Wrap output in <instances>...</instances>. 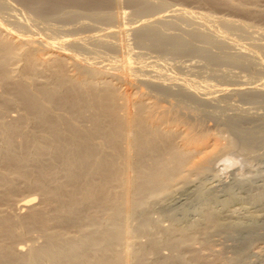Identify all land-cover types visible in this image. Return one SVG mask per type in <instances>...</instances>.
<instances>
[{"label": "bare ground", "instance_id": "1", "mask_svg": "<svg viewBox=\"0 0 264 264\" xmlns=\"http://www.w3.org/2000/svg\"><path fill=\"white\" fill-rule=\"evenodd\" d=\"M20 1L29 4L32 9H34L39 13H53V12L55 13L64 4L66 3L68 4L70 2L75 3V1L76 3L81 1L83 4L87 6H94L98 4L101 5L103 3H107L108 1L110 2V0H20ZM129 2L133 5L134 11L139 15H151V13L156 11L158 7L165 5L163 1H156V0L155 1L129 0ZM8 5H9L8 0H0V10L7 7ZM10 6H11L10 8L11 11L7 12L8 14L7 19H4L5 16L3 17L0 11V84L2 82H7L8 80H15L13 78H18V80H15V82L13 83L12 95L5 94L4 93L5 91L2 93V91L0 90V98L3 99L4 102L3 104L6 103L5 106L0 104V131H1L0 135L2 136V143L5 140L4 146H6L7 149L4 152L0 151V161L2 160V158L7 159L9 161L7 160L6 161L10 162L8 166L10 167V169H14L15 172L20 171L22 168L20 167L21 166L20 162L22 160V157L19 158L18 154H16L15 152L17 148L15 147V144H17V142L16 143L14 142L17 140L16 138L18 136L15 138L16 140L13 141L12 139L14 137L13 134H15L18 131L24 134H28L30 136V138H28L30 140L28 141L32 143V147H33V149L31 148L30 149L33 151L36 150L39 153L45 148L44 145L46 144V142L45 144H43L44 143L43 141H47L48 137L53 136L56 139L62 138L63 130L61 131V129L59 128V124L57 122L58 118H60V120L62 119L63 121L66 122V124L64 123L65 125H69L71 127L70 131L64 130L65 132H69V134L66 133L67 134L66 136L70 134L72 135L74 133L75 135H77V138L75 139H79L78 136L80 137V139L81 138L83 139V140L82 139L78 140L79 144L81 145L80 146L81 149L79 148L81 150L80 151L81 153L79 151L78 152L81 154L80 159H82V161L80 159L79 161H81L82 163L84 162L87 165L92 158L95 159L94 163L95 164L97 163L98 166L96 167H99L97 169L101 170L98 171L96 169V172H102V180L98 179L100 182H98L97 180V183H94L95 182L94 178L93 181L91 179L92 173L91 174L88 173V175L90 174L89 177L91 181L88 182L87 180L90 179L86 178L87 180L84 179L85 186L80 185L79 184L80 178L77 175L80 173V170H82L81 168L83 167L81 165L83 164L79 162H77L78 164L74 163L75 161L71 160L70 158H67L68 155L67 157L65 156L67 158L66 160L67 163L65 162L67 166L66 165L64 167L62 166L64 169L65 167H67V169H65L66 171L61 170L63 168L57 169L59 167L58 163H57L58 167L56 168L57 170H54L57 172H59L60 170L63 173L66 172L65 181H63L64 179L62 180L65 183H60L61 185L58 183L59 186H55V188H50L49 186L51 185L48 186V184H50L49 181H51L52 176L51 177L49 176V166L45 167V164H43L44 165L43 166L40 163L43 166V168L40 165L41 172L38 173L37 171L38 175H35L37 179L35 178L34 175L31 176V174H27V173L24 174L31 177L32 180L33 178H35V180H33V182L35 181V185L37 184L38 186H42V188L43 187L50 188V193L52 194L51 197L55 198L56 201L58 202V206L55 209H57L59 213L65 212L66 215H68L74 222L75 228H77L75 223H80L83 219L87 218V216L86 218H83L82 208L84 206L86 207L89 205L90 206L94 205L96 207L95 209H97L99 212L101 211L102 214L99 213L101 214V216L98 217L97 213L95 212L96 210L92 209L95 212L93 215L95 214L96 215L94 218L92 216L91 219L89 217L87 219L92 220L93 224H97L103 230L110 231V234L109 236L108 235L104 236L105 234L103 235V231L98 232L94 229L88 233L83 232L82 235H77V233L75 234L74 232H73L74 234L67 235L64 234L65 232H62L63 230L62 231L60 230L62 233L59 232L55 233V231L48 232L47 228L50 224L48 223V220L50 218L46 219L48 218L46 217V215L47 213L48 215L50 213L52 214V212H46L49 210L48 208H47L48 210L45 208L46 211L44 209L35 208L36 210L32 209V211L28 213L29 214L28 222L29 224L35 222L42 229L45 230L44 231L45 234L43 235L44 237L43 243H39V245H37L38 243L36 244V242L35 243L31 242V244H27L29 242L28 241L26 242V246L24 245L23 251L19 249L18 251L20 252L17 254L16 251L15 253L12 250L6 251L7 249H4L5 246L2 248L1 245L0 264H157L158 262H160L159 264H220L219 260L212 256L215 253V248H214V243L209 238V234L211 236L213 230L224 231L232 235L238 232L239 234L241 233L244 234L242 240L240 242L237 241L239 243L236 244V247H234L235 255L229 256L227 258L224 257L225 259L220 261L221 264H249L248 261L250 259L247 258H250L251 255L255 253H257L258 255L259 251L261 250L260 246L263 245V244H260V246L251 245L249 244V239H247L251 235L253 237L256 233L255 231L258 223L256 222L257 216L255 217L250 215L251 216V218H249L250 221L243 223H240L236 220L226 221L222 219V216H220V214L217 213L215 208L213 209L210 207V205L207 204L200 211V219L197 221H193V222H189L188 224L181 225V222L173 219L172 226L168 227L166 229V232H163V234L164 233L165 234L164 235L162 234L163 236L161 238L154 237V234H152V236H150L151 238L146 243L144 244L142 243L141 245L139 243L137 248L133 246L132 242L130 241V237L132 236L133 231H132V227L129 226L128 221H130L133 216H136L135 213L138 212L139 210L140 211L142 210L140 213L141 215L147 214L146 210L148 208L144 209L143 206L145 204V200H144L145 196H148V194H155V197L156 194L158 195L161 194L162 196V193L169 192L168 190L169 188H171L170 183L175 178H178L181 181L190 180L191 182V176L204 173L205 171L214 167V165H216L219 161H221L222 162L221 164L223 165L245 164L246 161H248L251 155L253 154L255 149L250 148L244 150L243 147L237 148L239 149L238 151L241 150L240 152H236L234 150H230V152H228L229 151L228 149L225 150L223 149V151H219V150L217 151V149H220L218 147L221 141V140L219 141V139L218 140L216 139L217 134L215 135L214 133L213 134L209 133L206 134V137L204 136L202 138L200 136L201 134L199 135L198 133L193 134L189 132L191 131L190 129L193 130L194 127L193 128L191 127L195 125L194 123L198 121L199 118L202 116V111L199 110L194 105L192 106V104L189 102L190 99H194V101L197 100V101L208 102L209 101L208 96L203 95V93L200 94L199 93L200 90H198L196 87L190 88L184 85L181 81H176L175 77L169 76L166 80L164 79V77L163 78L161 77L162 79H164V81H162L160 80L161 79L160 77L159 79L158 76L149 75L146 74L145 72L143 76L138 77L139 74L138 75L136 74L135 69H133L134 67L129 65L131 64L130 60L132 58L130 56L131 55L130 52L127 53L125 51H122L121 42L119 40V38H121L119 37V35L123 31V27L121 26L123 22L122 19L124 16H126V13H128L124 9L117 10L114 12H107L99 16L100 18L109 19L112 20L113 22L118 23L116 24L117 28L110 29L108 35L106 34L103 35L100 33L95 36L80 38L78 41L73 40L74 42L71 43V48H68L67 46L65 47L64 44H63L64 47L60 46L59 48H55L56 43H58L60 37L57 38L53 37L54 40H50L49 38L35 40L32 36L28 35L25 30H23V28L33 25L31 23V20L33 19L26 17V19H28L29 21L28 23H26L22 19L23 17H20L21 15L19 16L18 12L17 13L14 12V9H12L13 8L12 5ZM174 11L177 12L178 15L179 14L182 15L185 13L188 16L187 18L198 24L203 23V21L216 22L219 20L225 25L236 26L242 29L250 28V30L251 28H253V31H255V33L258 30L260 31L258 27L249 25L247 22L244 21H237V20L235 21L225 17L213 16L209 13H203V14L197 13L196 15H194V12H190L183 8H176ZM168 18L169 16L152 17L147 19L144 22V24H142L140 27L139 26L136 28L133 27L135 30L134 32L137 42L142 45H147V46L150 45L151 47H156L161 49L168 48L179 53H189V54L199 53L204 57L211 59L212 61L218 60L219 58L217 54L215 52L210 51L212 50L211 48L209 49L208 46L200 48L198 47V45L195 44V41L199 40L200 44L201 41L202 42L204 41L207 45L210 46L216 45L220 48L229 49V51L231 52V59L234 60L235 62L244 64L246 61H248L251 58L252 53H249L250 50L248 51L242 46L236 47L235 46L236 44H234L235 43L234 39L229 37L228 35L229 33L228 34L220 33L221 34L220 37L217 38V37H211L208 34V32L207 33L204 32L205 30L203 31V29L197 28L198 30L190 29L191 31H188L189 38H184L179 34H172L170 32L168 33L164 27L162 26L159 27L155 25L156 22L158 23L161 22L166 25H174L175 20L173 21L170 20L171 18L169 19ZM11 24H13L16 27L14 32L10 31V29L13 30V28H11ZM111 28H113V26ZM261 32L263 31H260L258 33ZM242 36H244L243 33ZM253 42H255V44L258 43L256 41V38L255 40H253ZM97 45L111 48L115 53H117L118 51L120 54L121 52L120 55L117 53L118 56L116 55L113 56L114 59L112 60H114L116 64L111 65L112 67L100 66L98 64H95L94 62L96 61H93V59L89 60L86 58V56L83 57L79 53L80 50L79 52L76 51L77 49H88L90 51L95 52L93 46H97ZM153 63L154 61H152V64ZM13 65H15V67ZM46 69L50 71V76L48 77L46 82L42 83V80L38 81L35 76H37L38 73H41L43 72V70ZM142 73L143 71L141 72V74ZM239 76L241 77V75ZM241 78L243 81L244 76ZM210 83L211 82H209L208 85L211 86ZM174 85L176 86L175 88H173ZM243 86L244 85H242V87ZM2 87L0 86V88ZM229 87H224L222 92L224 91L226 94L230 93L232 94V96L233 93L238 94L237 92L239 93L241 92L242 94H244L245 91L244 87L242 89H240V87L238 86L235 87L232 86L231 88ZM246 95L250 98H255L259 96L264 97V89L258 90L256 92H249L246 93ZM42 98H44V101L46 100L50 105L54 104L56 106L57 103L58 104L60 103V106L64 109L65 112L68 111L70 115L74 116V117L72 116L73 119L75 118L76 119L75 121L78 122H75L74 120L73 121L78 125L73 123L72 117H70L67 113H64V111L60 112L59 109H58L59 111L56 109L58 112L53 110V112L50 111L52 113H49L48 106L50 105L48 103L42 104V102L40 101L42 100ZM16 99H18L19 101L21 100V103L23 102V105L25 104L24 106L28 110V113L30 114L28 113L27 115L19 114L20 116L18 115V117L16 116V118H13V120H11V122L13 121L12 123L10 121L7 122L5 119H3L5 117V116L3 117V115L6 111L5 107L9 103L11 102L13 103L14 100L16 101ZM186 99H189L187 101L190 104L187 103ZM50 107L49 109L52 110V105ZM242 111L247 112L248 114L255 113V115L256 113H258L257 108L252 106L243 107ZM202 117H204V115ZM230 117H231L230 120H228L229 122L228 125L230 127L227 125V123L226 125L232 130V132H234V136L236 133L238 136L240 135L239 132L241 131V129L244 130V128H240L241 124L243 123L241 122L240 124V118L239 116H237V114L232 116L230 115ZM79 120H87V122L89 123L86 122L85 125L86 126L88 125L89 128H91L93 132H95L94 134H98L100 137H102V139L106 141L108 148L110 147L112 150L107 149L109 150L107 151L105 149V146L107 145H104L103 147L104 141L102 142L101 138L100 139L98 138L99 141L101 140V144L98 140L97 141L93 140L94 143H90V141L88 142L85 136H83L82 134L83 132H81L84 129V125L83 128H81L82 125L80 126ZM262 121H264V119H262ZM71 123H73V125ZM198 123L200 122H197V124ZM185 124L187 126H185ZM32 125H35L34 127L41 126L42 128L43 127H45V129L47 128L48 131L47 129L45 131H47L50 135H48L47 132H46L47 134H45V132L44 133L39 131H38L39 133L36 132V130L39 128L35 130L32 127ZM199 125L195 127L198 129V127H200ZM260 126L262 125L260 124ZM1 128L3 130H1ZM63 128L65 129L64 125L62 129ZM247 129L249 130V128ZM248 130L246 131L244 130V131L247 132ZM250 130L248 133L252 135L253 134L252 131H254V129L251 131L252 134L250 133ZM42 131L44 130L42 129ZM86 131L87 129H84L85 134ZM87 133H89V131ZM177 134H180V136L183 138L180 139L179 142L177 141L179 144L174 141V137ZM254 134H256V131ZM203 135L204 134H202V136ZM247 135H245V133L242 134V136H245L244 138H246ZM258 135L259 137L262 136L260 134H256V136ZM66 136H64V138H66ZM237 136H235L234 138L237 139ZM254 136L255 135H252L251 138L256 137ZM69 137L71 138V136ZM72 137H74V135H72ZM251 138L249 137L248 140L250 141ZM72 139L73 138H71V140ZM236 139H233V141ZM256 139L257 138H255V140ZM20 140L17 141L21 144L22 141L20 142ZM181 140L182 142L180 143ZM240 140L241 139L239 140L237 139V142H239ZM244 140L242 139L241 141ZM52 141L49 142H51L52 144L53 143ZM59 142L61 144V141ZM63 142H65V140ZM75 142L74 145L76 146ZM95 142L96 143L99 142V143L96 144ZM58 143L55 144L53 143L51 145L50 151H51V155L52 152L54 153L52 155L53 158L55 155L57 157L58 155H62L63 154L62 151L64 152V150L60 147L63 143L61 145H59ZM27 144L25 145L28 146ZM231 144H233V142ZM235 144H237L236 141ZM74 145L72 144V146L71 145L70 146L73 147ZM245 145L247 147V144ZM257 146H259V144ZM78 147H76V149ZM98 148L101 149L99 150L100 155L97 153ZM233 148L234 147H231V149ZM44 150L43 152H45ZM149 152H154L155 157L152 160H150V162L147 163V154ZM32 154L33 152L31 151L30 156ZM71 154L73 155V153ZM224 154H228V156L226 157ZM243 154L245 156L242 157ZM52 156L50 157L52 158ZM73 156L76 158L75 155ZM152 156H154V154ZM61 157H63V155L60 156V158ZM54 159L57 160L56 158ZM63 162L62 164H64ZM93 166L92 168L94 169ZM93 169H91L92 172H95L93 171ZM22 171L27 172L25 170ZM81 173L83 174L84 172ZM57 176H59V174ZM80 176L83 177L82 175ZM23 177L26 176L24 175ZM99 177L101 178L100 175L95 178H99ZM6 178L7 176H5V174L0 171L1 184L4 183ZM59 178L57 179V181L60 180ZM10 179L13 180L14 178H10ZM21 179L23 180V178H20L17 179L16 182L14 180L13 181L17 184V182L19 180L21 181ZM8 180L9 179H7L6 184L8 183ZM12 180L9 182L12 183ZM177 180L175 179L176 182ZM86 181L88 182L87 185H86L87 183ZM175 181L174 183L173 182L172 183L176 184ZM8 184L10 185V183ZM9 185H7L9 187L8 190H10L11 188L10 186H13L12 184L10 186ZM42 190H47V189L43 188ZM146 203H147V199H146ZM225 203H228V201H226ZM89 212L87 213L89 214ZM59 213L57 214L58 216H60ZM3 215L0 216V221L3 222V223L1 222L2 225L0 224L1 226L0 229L2 228L1 232L3 230L4 225H6L9 221H13L10 215H5V214ZM60 217L58 218L60 219ZM64 220L66 219L64 218ZM13 222H15V220ZM52 222L54 221L51 219V223ZM146 222L149 223L148 226H150V222H148L147 220ZM92 223L90 222L89 225H91ZM53 224L54 223H52V227ZM10 226L7 227V229L11 227L14 228V226L11 227ZM50 227L51 226H49V228ZM80 227H82V225ZM140 228L145 229L144 225L143 227L140 226ZM23 232L24 231L20 232L17 229L12 230L11 228V231L8 230L5 231L6 233L5 235L9 236L10 238L17 239L16 237L22 236ZM41 234L43 233L41 232ZM198 238L199 240L200 239L204 240L201 242L200 246L197 245ZM0 243L2 244V242ZM164 246L168 248L176 249V252L178 251V254L174 253V255L176 254L177 256L160 255L161 253L160 250ZM204 250H207L208 252ZM149 253H153V255H155V259H152V257L150 259L149 258L150 256L149 257L147 256V254L150 255ZM18 258L20 261L18 260ZM219 258H221L220 255ZM159 259L161 260L159 261ZM263 260L258 261L259 263L257 261L256 262L258 264H264Z\"/></svg>", "mask_w": 264, "mask_h": 264}, {"label": "rangeland", "instance_id": "2", "mask_svg": "<svg viewBox=\"0 0 264 264\" xmlns=\"http://www.w3.org/2000/svg\"><path fill=\"white\" fill-rule=\"evenodd\" d=\"M156 1H163L165 3V5L158 7L156 9V11L151 13V15H139V14H137L134 11V7L129 2V0H110V2L108 1L107 3H103L101 5L98 4V5H94V6H87V5L83 4L81 1L78 3H76V1H75V3L70 2L68 4L67 3L64 4L55 13L54 12L53 13H39V12L35 11L34 9H32L29 4L23 3L20 0H8L9 5L7 7H5L6 9L3 8L0 11H1L2 16L3 17L5 16L4 19H7V16H8L7 12L11 11L10 5H12V7H13L12 9H14V12H16V13L18 12L19 16L21 15L20 17H23L22 19L26 23L29 22L28 19H26V17L33 19V20H31V23L33 24L32 26H28V27L23 28V30H25L28 35L32 36L35 40L48 39V38L50 40H54V38L60 37V39L58 40V43H56L55 48H59L60 46H63V44L65 47L67 46L68 48H71V43L74 42L73 40L78 41L80 38L91 37V36H95V35L100 34V33L103 35H105V34L108 35L110 29H116L117 28L116 24H118V23L113 22L112 20H109V19L100 18L99 16L101 14H105L107 12H114V11L121 10V9L126 10V12H128V13H126V16L123 17V19H122L123 22L121 24V26L123 27V31L119 35V37H121L122 39L119 38V40L121 42L122 51H125L127 53L130 52V54H131L130 56L132 57L131 58L132 61L130 60V63L132 65L131 64H129V65L134 67L133 69H135L136 74L137 75L139 74L138 77L143 76L144 72L146 74H149V75L158 76V78L164 77L165 80L169 76L175 77L176 81H181L184 85H186L190 88L196 87L198 90H200V92H199L200 94L203 93V95L208 96V98H209L208 102L197 101V100L194 101V99H190L189 102L192 104V106L194 105L199 110H201L202 116L204 115V117L201 116L202 119L200 117L199 120L194 123L195 125L191 124L193 126L192 127L190 126V127L191 128L194 127L193 130L197 129L196 127L199 124H201V125H199L200 127H198L197 130L193 131L189 127V129L191 131H189V130L188 131L190 133H193V134H195V133L196 134L198 133L199 135L201 134L200 136L202 138L204 136L206 137V134H209V133L210 134L214 133L215 135L217 134L216 136L219 138L216 137V139L217 140L219 139V141L221 140L220 141L221 144L218 141V143H219L218 148H220V149H217V151L218 150L223 151V149L224 150L228 149L229 150L228 152H230V150L240 152L241 150L238 151L239 149H237L240 147H243L244 150L250 149V148L255 149L253 154L251 155L250 159L248 161H246L245 164H242V165L241 164H239V165L238 164L223 165V164H221L222 162L219 161L220 162V163L218 162L219 164L217 163L216 165H214V167L205 171L204 173L191 176V182H190V180H182L181 181L180 179L175 178L176 180L177 179L178 180H177V182L175 181V179L173 181H171L170 184L172 186L170 185V187L172 188V190H171V188H169V190H168L169 194L167 192L162 193V196H164L165 198L162 197L161 194H159V195L156 194V197H155V194H148V196H145V199H144L145 204L143 206H144V209L148 208L146 210L147 214L141 215L140 213L142 210L141 211L139 210L140 212L139 211L136 212L135 213L136 216H133L132 219L130 221H128V224H129V226L132 227V231H133V234L130 237V241L132 242L133 246H135L137 248L139 243H140V245L142 243L143 244L146 243L151 238L150 236H152V234H154V237L161 238L165 234V233L163 234V232H166V229L168 227L172 226L173 219L181 222V225H185V224H188L189 222L199 220L200 219V211L207 204V205H210L211 208H213V209L215 208L217 213L220 214V216H222V219L226 220V221L227 220H236L240 223H243V222L250 221V219H249V218H251L250 215L255 216V217L257 216L256 222H258V223H257L256 231H255L256 236L254 235L252 237V235H251L247 239H249V244H251V245L260 246V244H263V245H261L263 248L264 247V237H263L264 236V214H263L264 213V140H263L264 139V136H263L264 135V125H263L264 121H262V119H264L263 118L264 117V97L259 96V97H255V98H250L246 95V93L256 92L258 90L264 89V30H262V29H264V0H156ZM176 8H183V9H186L190 12H194V15H196L197 13L198 14L209 13L213 16L225 17V18L232 19L235 21L236 20L237 21H244V22H247L249 25L258 27L260 29V31H263V32H261L262 34L258 33V32H260L258 30L255 33V31H253V28H251V30H250V28L242 29V28H238L236 26L225 25L219 20L216 22H214V21H212V22L203 21V23L198 24V23L193 22L189 18H187L188 16L185 13L182 15H180V14L178 15V13L174 11ZM156 16L157 17L169 16V18H171L170 20H173V21L175 20L174 25H166V24L161 23V22L160 23L156 22L155 25L159 26V27H161V26L164 27L168 33L170 32L172 34H179L180 36H182L184 38H189L188 31L198 30V29H203V31L205 30L204 32H206V33L208 32V34L211 37H217V38L220 37V35L223 33H225V34L229 33L228 35H229V37L234 39V42H235L234 44H236L235 45L236 47L242 46L245 49H247L248 51L250 50L249 53H252L251 58L248 61H246L247 63L245 62L244 64L235 62L234 60L231 59V52L229 51V49L220 48L216 45L210 46V45H207L204 41L203 42L201 41V44H200L199 40L195 41V44L198 45V47L203 48V47L208 46L209 49L210 48L212 49L210 51L215 52L219 59L216 61H212L211 59H208L199 53H195V54L179 53V52L173 51V50L168 49V48H162L161 49V48L151 47L150 45L147 46V45L139 44L135 38L134 28H136L138 26L140 27L142 24H144V22L147 19L152 18V17H156ZM111 25L113 26V28H111L112 27ZM11 28H13V30L10 29L11 32L12 31L14 32V30L16 29V27L13 24H11ZM242 33L244 36H242ZM66 37H68V38H66ZM251 38H252V40H251ZM255 38H256V41L258 42L256 44H255V42H253V40H255ZM227 39H229V38H227ZM260 42L262 45L260 44ZM93 47L95 49V52L90 51L88 49H77L76 51L79 52V50H80L79 53L83 57L86 56V58L89 60L93 59V61L97 62V63L96 62H94V63L98 64L100 66L112 67L111 65L116 64L115 61L112 59H114L113 56H115V55L118 56V54H119L118 51H117V53H118L117 54L111 48H108L105 46L102 47L101 45H97V46H93ZM120 54H121V52H120ZM134 56H135V58H134ZM103 57L104 58L107 57V58L104 59ZM152 61H154L153 64H152ZM232 61H234V62H232ZM13 66L15 67V65H13ZM140 68H141V70H140ZM142 71H143V73L141 74ZM43 72L38 73V75L36 74L37 76H35L38 81L42 80V83L46 82L48 77L50 76L49 70L46 69V70H43ZM45 72H46V74H45ZM227 73H229V74H227ZM232 74H234V75H232ZM239 75H241V77L244 76L243 81ZM230 76H232V77H230ZM162 78L160 80L164 81V79H162ZM246 78H247V80H246ZM13 79L18 80V78H13ZM15 80H8L7 82H2L3 84L2 83L0 84L1 87L3 86L2 88H0L2 93L5 91L4 92L5 94L12 95V92H13L12 88H13V83L15 82ZM209 82H211L210 83L211 86L208 85ZM242 85H244L243 87L245 89V91L243 89L244 94H242L241 92L240 93L237 92L238 94L233 93V96H232V94H230V93L226 94L224 91L222 92L224 87L230 86L229 88H231L232 86L233 87L238 86V87H240V89H242L243 88ZM175 87L176 86L174 85L173 88H175ZM202 90H203V92H202ZM234 94H235V96H234ZM174 97H176V96H174ZM187 100H189V99H186V101ZM40 101L42 102V104L48 103L46 100H45L46 102L44 101V98H42V100H40ZM189 102L187 101V103H189ZM3 103H4L3 99L0 98V104L5 106L6 103L5 104H3ZM7 103H9V102H7ZM24 105H23V102L21 103V100L19 101L18 99H16V101L14 100L13 103L12 102L9 103L5 107L6 111L3 115V117L5 116L3 119H5L7 122L8 121L11 122V120H13V118H16V116L18 117L19 114H21V115L26 114L27 115L28 110L25 108ZM51 105H52V110H50ZM51 105L48 106L49 113H52L53 110H55L56 112H58L59 110H60V112L64 111V109L60 106V103L59 104L57 103L56 106L54 104H51ZM226 105H228V106H226ZM246 106H252V107L257 108V112H258V113H256L257 116L255 115V113H253V114L249 113L248 114L247 112L242 111V108L246 107ZM49 107H50V109H49ZM53 108H55V109H53ZM56 109L57 110L59 109V110L57 111ZM14 111H16V112H14ZM50 111H52V112H50ZM35 112H34V114H35ZM64 113H67L70 117L73 116V115H70L68 111H66V112L64 111ZM203 113H205V114H203ZM28 114H30V113H28ZM235 114H237V116H239L240 124H241V122L243 123V124H241V126H244V127L240 126V128H244L245 131L248 130L247 128H249V130L251 129L250 133L252 134V132H253L252 135L256 136V134H260L262 136L261 137H259V135L256 137L254 136L255 138H257L255 140V138H253V137L251 138L252 135H250L248 133L249 130L247 132H245L243 129H241L240 132H242V133L239 132L240 135L237 136V133L235 132L236 133L235 136H237L238 140L239 139H241V140L245 139V140L244 141L240 140L241 142L240 141L237 142V139L234 138L235 137L234 132H232V130L229 128L230 126L228 125L229 124L228 120H230V118H231L230 115L232 116ZM73 117H72V121L73 120L75 121L76 119L75 118L73 119ZM203 118H204V120H203ZM61 120H60V118H58L57 122L59 124V128L61 129V131L63 130L62 131L63 135L65 133L64 136H66L67 135L66 133L69 134V132H65L64 130L70 131L71 127L69 125H65L66 122L63 120L61 121ZM74 121H73V123L78 122V121H75V122ZM79 122H80V126L82 125L81 128H83V125H84V129H87V131H86L87 135L84 133V129L81 132H83L82 134H83V136H85V138L88 140V142L90 141V143H94L95 140L99 141L100 138L102 139V137H100L98 134H94L95 132H93V130L91 128H89L88 125L87 126L85 125L87 120H79ZM82 122H83V124H82ZM197 122H200V123L197 124ZM73 123H71V124L73 125ZM87 123H89V122H87ZM226 123L229 127L226 125ZM75 124H77V123H75ZM260 124L263 127L260 126ZM63 125H64L65 129L64 128L62 129ZM245 125H246V127H245ZM34 126L35 125H32V127L35 130L37 128H39L36 130V132L39 131V132H43V133L45 132V134L48 133L47 128H46L47 131H45L46 130L45 127L42 128L41 126L40 127H34ZM185 126H187V125L185 124ZM250 126H251V128H250ZM66 127H69V128H66ZM41 128L44 131H42ZM253 129H254V131H252ZM255 129H258V130H255ZM1 130H3V129L1 128ZM88 131L90 134L87 133ZM255 131H256V134H254ZM243 132L245 133V135H247V134H249V135H247L246 138H244L245 136H242V134H244ZM0 133H1V131H0ZM21 133L22 132H20V131L16 132L15 134H13L14 137L12 138L13 141H15L16 139L19 141L21 139L20 142L21 141L23 142V143L21 142V144L17 140L14 142V143L17 142V144H15V147H17L16 151H15L16 154H18L19 158L22 157V160L20 162V165H21L20 167H22L21 170L15 172L14 169H10V167H8L10 162H7V161H9L7 159L2 158V160L0 161V171L3 172L5 174V176H7L4 183L3 184L0 183V216H2L3 214L10 215L12 217L13 221L15 220V222H16L18 220L16 223L13 221H9L8 222L9 224L7 223L8 225L7 224L4 225V227H3L4 231L2 230V232H1L2 228L0 229V236L3 237V238L0 237V239H1L0 242H2V244L0 243V246L2 245L1 246L2 248L5 246L4 249H7L6 251L12 250V251H14V253L16 251V254H17L20 252V251H18L19 249L21 251H23L24 245L26 246V242H28V241L29 242L27 244H31V242H34V243L36 242V244L38 243L37 245H39V243H43V241H44L43 235L45 234V232H44L45 230L42 229L39 225H37L35 222L31 223V224H29V222H28V219H29L28 213H30L32 211V209L36 210L38 208L44 209L45 211L48 208L49 210L47 209L48 211H46V212H52V214L50 213L49 215L47 213L46 217H48V218L45 217L46 219L50 218L48 220V223H50L49 226L52 227V223H54L53 224L54 228L53 227L49 228V226H48V228H47L48 232L55 231V233L65 232L64 234H67V235L68 234L71 235L74 233L75 234L77 233V235H82L83 232L88 233L94 229L98 232L103 231V235L105 234L104 236H107V235L109 236L110 231L103 230L97 224H93L92 220H90L92 216H93V218L95 217L96 214L93 215L95 212L97 213L98 217L101 216V214H102L101 211L99 212L97 209H95L96 207L94 205L93 206L89 205L86 207L84 206L82 208L83 218H86V216H87V218L89 217L90 219L88 220L86 218V219H83L84 221L82 220L83 222L81 221L80 223H75V225L77 226V228H75L74 222L72 221V219L68 215H66L65 212L59 213V211H57V209H55L58 206V202L56 201L55 198L51 197L52 194L50 193V188H55V186H59L60 183H65L63 181H65V173L66 172L63 173L61 170L66 171L65 169H67V167H65V169L63 167L67 163V161H66L67 158H70L71 160L75 161L74 163H77V162L82 163L81 162L82 159H80V157H81L80 146L81 145L79 144V141H78V140H81L82 138L80 139V137L78 136L79 139H75V138H77V135H75L74 133L72 134V135H74V137H72L71 134L66 136V138L68 140L66 138H64L63 135L61 138L62 140L56 139L53 136L48 137V140H47L48 142L43 141L44 142L43 144H45V142H46V144L44 146H45V148H48V149L44 148L45 150L44 149L43 150L45 152H43V150H42L41 152L38 153V151H36V150H34V151L31 150V149H33L32 143H30V141H28V140H30V139H28V138H30V136L28 134H24V133L21 134ZM88 134H89V136H92V137H89ZM202 134H204V135L202 136ZM48 135H50V134L48 133ZM177 135L180 136V134H177ZM177 135L174 137V141L176 143H178L180 139H183L181 136L178 137ZM199 135H197V136H199ZM69 136H71V138H73V139L71 140V138ZM248 136L251 138L250 141L248 140L249 139ZM232 137H233V139H236V140L233 141ZM89 138L90 139L93 138V139L90 140ZM74 139L76 140V142ZM64 140H65V142H63ZM73 140H74L76 146L74 145ZM251 140L255 141V142H252ZM49 141H52L54 144L58 143L59 141H61V144L63 143L62 145L60 144V142L58 144L61 145L60 147L64 150V152L62 151V153H63L62 155H63L64 159H63V157L60 158V156H62V155H58V157L55 155L54 158H56L57 160H55L53 158L52 155L54 153L52 152V155H51V151H50L51 145L53 143L51 144V142H49ZM235 141L237 144H235ZM256 141L259 144V146H257L258 144L256 143ZM26 142L29 144H27ZM99 142L101 144V140ZM99 142H97V143H99ZM102 142H103V147H104V145H107L106 141L104 139H102ZM181 142H182V140L180 141V143ZM230 142L231 143L233 142V144H231ZM262 142H263V144H262ZM0 143H1L0 144V151L1 152L6 151L7 150L6 146H4L5 140L2 143V136L1 135H0ZM25 144H27L28 146H26ZM67 144H70L71 146L73 144L74 146L71 147L70 145H67ZM225 144L228 146H226ZM245 144H247V147ZM254 144H255V146H254ZM68 147H69V149H68ZM76 147H78V148L76 149ZM225 147H228V148H225ZM231 147H234V148L231 149ZM1 148H2V150H1ZM28 148H29V150H28ZM72 148H73V150H72ZM74 148L77 152L74 150ZM102 149H104V148H102ZM105 149L106 150L107 149L112 150L110 147L108 148V145L105 146ZM30 150L33 152V154L31 155L33 158L30 156V154H31ZM99 150H101V149H99V148L97 149L98 154L100 152ZM109 150H107V151H109ZM104 152H105V150H104ZM236 152H235V154H236ZM71 153H73V155H75L76 158ZM78 153H79V155H78ZM97 153H96V155H97ZM153 154H154V156H152ZM67 155H68V157H67ZM150 155H151V158H150ZM224 155L226 157L228 156V154H224ZM48 156L49 157L52 156V158L51 157L49 158ZM243 156H245V155L243 154L242 157ZM42 157L44 158V160ZM154 157H155V153L149 152L147 154V163L150 162V160H152ZM62 159L64 160V162ZM79 159L81 161H79ZM23 160H24V162H23ZM26 161H28L29 163ZM61 161L64 164H62ZM35 162H36V164H35ZM55 162H56V164H55ZM94 162H95V159H93V158L90 160V162L87 165L83 162L82 164L84 166L83 165H81V166L86 170H84L80 166V168L82 170H80V173L77 175L80 178L79 179L80 185L85 186V183H84L85 180L84 179H86V178L90 179L89 176L91 173H92L91 179L93 181V178H94V181H95L94 183H97L98 179L102 180V172H96V169L99 167H96V166H98V164L97 163L95 164ZM21 163H23V164H21ZM40 163L42 165L45 164V167L49 166V176L50 177L52 176L51 181H49L50 184H48V186L51 185V186H49L50 188L43 187L44 189L46 188L47 190H42L43 189L42 186H38L37 184L35 185V181L33 182V180H35V178H36L35 175H38V173L41 172V167L43 168V166H44V165L42 166ZM57 163L59 164V167H58ZM35 165H37V166H35ZM40 165H41V167H40ZM92 166L94 167V169L92 168ZM32 168H33V170H32ZM34 168H36V169H34ZM56 168L57 169L63 168L60 170L61 174H60L59 170H58L59 172L54 171V170H57ZM90 168L93 169V171H95V172H92V170ZM22 170H25L27 172H23ZM32 171H34V172H32ZM37 171H38V173H37ZM98 171H101V170H98ZM22 172H23V174H22ZM54 172H56V173H54ZM81 172H84V173L82 174ZM6 173H8V174H6ZM16 173H17V175H16ZM24 173L31 174V176L34 175L35 178H33V180H32L31 177L27 176ZM57 173L59 174V176H57L58 175ZM88 173H90V174L88 175ZM20 174H22V175H20ZM24 175L26 177H28L29 179L26 177H23ZM80 175H82L83 177H81ZM97 175L98 176L100 175L101 178L100 177L95 178V177H98ZM18 176L20 178H23V180L21 179L22 182L19 180L16 184L15 183L16 180L20 179ZM56 176L58 178L60 177L59 178L60 180H58L59 182L57 181L58 178ZM10 178H14L13 180L15 182ZM7 179H9L8 183H10V185L12 184L13 186H10L8 183L6 184ZM91 179L90 180L86 179V180L89 182V181H91ZM11 180H12V183L9 182ZM28 180H29V183H28ZM99 180H98V182H100ZM174 181L176 182V184H173ZM179 181H180V183H179ZM88 182L86 183V185L88 184ZM7 185H9L11 187L10 188V190L12 189L11 191L8 190L9 187ZM36 186H37V188H36ZM12 187H15V188H12ZM49 198H51V199H49ZM156 198H158V199H156ZM160 198L163 200H161ZM146 199H147V203H146ZM148 199H149V201H148ZM154 199H156V200H154ZM226 201H228V203H225ZM146 204H148V205H146ZM92 209L96 210V211L94 212ZM89 211H91V212H89ZM219 211H220V213H219ZM87 212H89V214L91 213L92 215L91 214L89 215ZM58 213L60 216L61 215L62 216L61 217L58 216L57 215ZM99 213H101V214H99ZM24 215L27 217V219ZM58 217H60V219ZM55 218L59 219L60 221L56 220ZM64 218L66 220H64ZM141 218H143V219H141ZM51 219L54 222L51 223ZM146 220L148 222H150V226H148L149 223H147ZM151 221H152V223H151ZM1 222L2 221H0V224H1ZM61 222L64 224H62ZM90 222L92 223L91 225H89ZM10 225L14 226V228L11 227ZM58 225L59 226L61 225V226L59 227ZM79 225L80 226L82 225V227H80ZM143 225H144L145 229L140 228V226L143 227ZM9 226L12 228V230L17 229L20 232L24 231L22 233V236L16 237L17 239H13V238H10L9 236H6L5 231L6 230L11 231V228L7 229V227H9ZM60 230L61 231L63 230V231L61 232ZM151 230H152V232H151ZM213 231H212L211 236L209 234V238L214 243V248H215V253L212 256L217 258L219 260V263L221 264L220 261H222L223 259H225L229 256H232V255H235L234 247H236V244H238L242 240L244 234L241 233L242 234L241 235L238 232V233H234L232 235V234H228L224 231H216V230H213ZM41 232L43 234H41ZM41 235H42V237H41ZM202 241H204V240H201V239L199 240V238H198V240H197L198 244L197 245L200 246ZM237 241H239V242H237ZM261 246H260L261 252L259 251L258 255H257V253H255V254H252L251 257L249 256L250 258H247V259H250L249 260L250 262L247 260L249 264L252 261L253 262L251 264H258L259 263L258 261L264 259V251H263L264 248L262 249ZM7 247L11 248V249H8ZM13 248H14V250H13ZM207 250H204V251H207ZM160 251H161L160 255H162V256H165V255L166 256L167 255L177 256L176 254H178V251L176 252V249L168 248L165 246L162 247ZM174 253H176V254L174 255ZM260 253H262V254H260ZM149 254L150 255L147 254V256L148 257L150 256L149 257L150 259H151V257H152V259H155V255H153V253H149ZM219 255L221 258H219ZM18 260H19V258H18ZM160 260L161 259H159V261ZM159 263L160 262H158L157 264H159Z\"/></svg>", "mask_w": 264, "mask_h": 264}]
</instances>
